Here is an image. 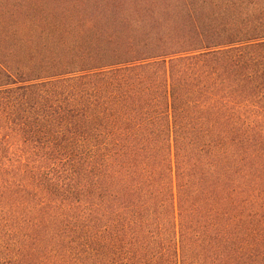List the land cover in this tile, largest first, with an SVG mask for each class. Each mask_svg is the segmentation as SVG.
<instances>
[{
    "label": "trees",
    "instance_id": "16d2710c",
    "mask_svg": "<svg viewBox=\"0 0 264 264\" xmlns=\"http://www.w3.org/2000/svg\"><path fill=\"white\" fill-rule=\"evenodd\" d=\"M0 264H264V0H0Z\"/></svg>",
    "mask_w": 264,
    "mask_h": 264
}]
</instances>
